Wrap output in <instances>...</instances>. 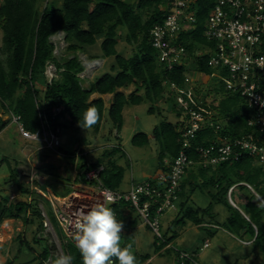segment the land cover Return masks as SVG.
<instances>
[{
  "label": "trees",
  "instance_id": "obj_1",
  "mask_svg": "<svg viewBox=\"0 0 264 264\" xmlns=\"http://www.w3.org/2000/svg\"><path fill=\"white\" fill-rule=\"evenodd\" d=\"M1 1L0 27L3 37L0 45V100L5 110L21 116L28 130L38 131L46 117L55 128L74 126L78 124L83 111L92 108L98 114V120L92 128L99 131L104 118L105 101L102 97L91 99L94 93L113 94L108 114L113 125L121 130L124 125L123 110L127 105H139L148 100L151 103L149 112H154L157 102L167 98L166 96L173 97L175 92L170 89L171 83L181 87L185 83L186 74L197 71L212 79L216 85L214 92L219 97L218 101L217 98L208 100L207 95L200 97L195 89L194 95L187 97L191 107L206 115L213 114L223 126L219 132L223 135L236 137L247 131L250 110L239 94L226 90L225 82L229 72L226 69L211 67L208 64L209 54L201 52V55H195L197 50L202 51L212 45L204 36V30L215 0H196L194 3L197 12L196 28L181 32L175 45L184 46L186 59L183 64L175 65L173 69H169L165 62L161 63L158 60L159 51L153 46L151 35L155 25L165 23L168 13L167 0ZM61 31L66 34L69 52L83 50L85 46H94L102 39L100 44L102 58H115L111 72H106L85 88L80 77L84 71L80 60L77 57L59 59L55 55V45L50 38ZM123 32H126L127 43L134 46V52L129 57L123 56L117 49ZM48 63L56 66L59 78H53L46 89H38L37 82L39 78L45 77ZM133 83L136 89L130 95L119 90ZM55 106H63L64 109L53 119L52 110ZM176 115L178 120L175 123L165 117L153 130L154 138L161 144L159 167L163 171L168 169L165 159H174L182 150L181 131L187 128L190 120L187 112L178 110ZM7 125L8 121L2 122L0 131ZM216 135L213 129L205 127L199 131L193 146L205 145L213 141ZM150 140L148 134L139 132L133 136L132 142L136 146H144L150 143ZM119 150L120 146L104 152V157L110 159L101 175L103 183L114 190L120 188L125 174L123 166L114 158ZM187 152L194 160L199 159V153L194 148ZM65 156L71 163H75V153L65 151ZM1 161L5 162L7 159L3 158ZM102 163V159H98L89 164L97 166ZM78 167L81 172L77 181L82 176V171L87 169L88 163L83 161ZM43 169L48 174H55L53 167L46 166ZM11 176L17 190L25 199L12 202L8 196L0 197V227L6 219H19L31 224H35L39 219V226L43 227L44 215L40 204L42 200L47 205V209L43 207L51 224L62 239L65 254L72 257V264H82V257L74 242L65 240L66 237L58 224L50 201L24 183L16 167L11 168ZM67 180L70 182V177ZM191 180L185 178L181 184L179 195L180 198H186V202L179 203L182 216L177 223L185 224L189 221L202 227H207L206 224L222 226L237 235L249 236L254 248H259L264 255V204L257 200L259 195L264 201V164L256 163L253 157L246 154L238 162L226 161L215 168L198 166ZM188 183L191 184L189 194L186 191ZM246 184L250 185L255 193ZM37 185L42 189L50 187L58 196H66L73 190L70 183H65L63 189H59L54 181L45 183L37 181ZM196 189L210 196L212 201L208 207H187V202ZM230 191L248 218L230 203L228 199ZM214 203L224 205L230 212L222 224L218 223V213L213 212ZM109 207L124 225L121 245L131 244L134 247L133 230L139 224L135 210L124 202ZM164 237L165 241L161 244L157 243V239L155 241L158 251L175 238L174 234L169 236L166 232ZM19 239L23 241L21 237ZM132 253L137 264H146L151 259L149 253L143 254L138 251ZM50 256V248L44 244L42 252L34 261L38 260L36 264H46ZM6 264L13 263L7 261Z\"/></svg>",
  "mask_w": 264,
  "mask_h": 264
},
{
  "label": "rangeland",
  "instance_id": "obj_2",
  "mask_svg": "<svg viewBox=\"0 0 264 264\" xmlns=\"http://www.w3.org/2000/svg\"><path fill=\"white\" fill-rule=\"evenodd\" d=\"M128 1L136 2L137 0ZM58 4L60 5V2ZM65 35V32L61 31L50 38V41L55 45V55L59 59L77 57L80 60L84 66V71L80 77L83 79L82 84L85 88H88L91 82L96 81L106 72H111L115 58H102L100 47L102 39L98 40L94 46H85L83 50L69 52L67 50L69 43L66 41ZM121 35L117 49L123 56L129 57L134 52V46L125 40L126 32ZM2 37L3 31L0 27V45L2 44ZM90 56L94 58L92 59ZM190 74L195 80V89L200 97L207 95L208 100L217 98L216 101H218L219 96L214 92L216 85L213 84L211 78L197 71ZM53 78H59V75L56 66L53 63H48L45 77L39 78L37 82L38 89H46ZM135 89L136 86L133 83L127 88L119 90L130 95ZM166 97L156 103L157 107L154 112H149L151 103L148 100L139 105H127L123 110L124 125L121 130L113 125L107 111L109 107H105L107 109L99 131L92 127L86 130L78 124L63 127L60 134L61 146L56 149L43 148L38 143H32L22 138L17 125L12 122L11 112L5 110L0 100V127L2 122L8 121V125L0 131V157L7 159L5 162L0 160V197L8 196L12 202L25 199L12 180L11 168L16 167L19 177L24 183L39 193L40 191L36 188L39 187L37 181L42 183L54 181L58 184L59 189H63L65 183H70L72 186L78 182L76 179L81 172L78 167L80 163L83 161L92 163L102 159V164L107 166L110 158L104 157V152L106 150L111 151L112 148L118 146L121 147V150L114 158L118 164L123 166L125 171L119 190L129 188L131 177L135 182L149 179L155 181V174L159 171L161 144L154 138L153 130L165 117L175 123L178 120L176 112L180 110L175 104L174 97ZM91 99H93L92 96ZM173 107L176 109L174 110ZM139 132L148 134L151 138L150 143L144 146L134 145L133 136ZM65 151L75 153V163L68 160ZM83 153L85 156H81ZM46 166L48 168L53 167L55 174L46 173L43 169ZM197 170V165L192 166L184 178L192 181V176ZM68 177L71 179L70 182L67 180ZM190 187L191 184L188 183L186 185L188 194ZM251 190L255 193L253 189ZM79 191L82 192V189ZM11 195H15V198L11 199ZM231 198L229 199L228 194L230 203H237L238 205L239 202L235 197L231 196ZM77 200L79 203L81 202L80 198ZM257 200L262 201L259 196ZM211 201L207 193L196 189L187 202V207L205 208L211 204ZM181 202L185 203L186 198H180L179 203ZM262 202L264 204V201ZM40 204L47 209L46 203L42 200ZM213 212L219 213L217 218L220 224L230 214L224 205L218 203L213 204ZM181 216V207L178 204L176 211H169L162 217V231L168 233L169 236L173 234L175 236L170 248L158 251L153 232L139 223V227H136L134 232L137 242L131 251L152 255L153 257L148 264H178L176 249L189 252L200 264H264V255L259 248H254L252 244L242 243L243 237L241 235L214 224H206L207 227L197 226L189 221H186L185 224H178L177 220ZM139 219L142 222L140 217ZM0 232H3V236L0 237V264H6L7 261H11L13 264H32L35 257H39L44 244L49 246L51 252L46 264H55L58 256L65 255L62 239L48 221H44L43 227H41L39 226V219L35 224L16 219L12 220L9 225L5 220L0 227ZM19 237L23 239L22 242ZM207 239L210 245L204 248L203 245ZM36 263L38 260L33 262V264Z\"/></svg>",
  "mask_w": 264,
  "mask_h": 264
},
{
  "label": "built area",
  "instance_id": "obj_3",
  "mask_svg": "<svg viewBox=\"0 0 264 264\" xmlns=\"http://www.w3.org/2000/svg\"><path fill=\"white\" fill-rule=\"evenodd\" d=\"M195 2L167 0L165 23L157 24L151 30L153 46L159 51L158 60L165 62L169 69L183 64L186 59L184 46L175 43L182 31L196 28ZM204 36L212 45L202 51L197 50L195 55H201V52L209 54L208 64L211 67L229 72L226 90L239 94L250 110L247 131L236 137L223 135L219 133L223 126L213 114L206 115L193 109L187 97L194 95L196 84L191 74L187 73L183 86L170 84L179 109L190 116L187 128L181 131L182 150L174 159L166 161L168 169L161 171L155 181L143 180L132 183L126 191L114 190L102 181L105 166H91L88 162L87 169L82 171L78 182L72 185V192L66 196L56 195L49 187H36L50 201L66 240L73 241L71 223L77 210L87 211L97 204L110 206L124 202L135 210L142 223L153 232L157 243L161 244L165 241L162 217L178 209L181 184L192 166L215 168L226 161L238 162L246 154L253 157L256 163L264 164V0H215L206 19ZM63 109V106H55L53 119ZM11 116L25 140L38 143L43 148L61 146L62 127L55 128L48 117L42 121L40 129L33 132L24 126L20 115L11 113ZM205 127L213 129L216 137L205 145L194 147L193 141ZM191 148L199 153L198 160L189 156L187 151ZM10 198L14 199L15 195ZM77 198H80V203ZM42 209L46 218L44 221L53 227L43 206ZM209 245L207 239L203 247ZM170 246L171 243L163 249ZM176 251L178 264H200L189 252Z\"/></svg>",
  "mask_w": 264,
  "mask_h": 264
},
{
  "label": "clouds",
  "instance_id": "obj_4",
  "mask_svg": "<svg viewBox=\"0 0 264 264\" xmlns=\"http://www.w3.org/2000/svg\"><path fill=\"white\" fill-rule=\"evenodd\" d=\"M97 120L96 110L88 108L83 111L82 117H79L78 124L88 130ZM170 160L172 159L166 158L165 164ZM123 227V222L116 218L113 209L105 204H97L87 211L77 210L71 228L74 245L82 257V264H137L131 251L132 245L122 246L120 243ZM55 264H72V257L60 255Z\"/></svg>",
  "mask_w": 264,
  "mask_h": 264
},
{
  "label": "crops",
  "instance_id": "obj_5",
  "mask_svg": "<svg viewBox=\"0 0 264 264\" xmlns=\"http://www.w3.org/2000/svg\"><path fill=\"white\" fill-rule=\"evenodd\" d=\"M99 97H102L104 100H105V107H109L110 108V105L112 104V99H113V94H99V93H94L93 95H92V98L93 99H95V98H99ZM107 108H105V110H106ZM108 111V110H107ZM119 165H121V164H119ZM122 166V165H121ZM162 171V169L159 167V171L155 174L156 176L160 173ZM131 179V183H130V185H129V188L131 187V185H132V183H135V181H133L134 179L131 177L130 178ZM250 189H253L250 185H248V184H246ZM47 188V187H46ZM50 188V187H49ZM129 188H127L126 190H128ZM121 190V189H120ZM126 190H122V191H126ZM254 190V189H253ZM237 195V194H236ZM231 196H232V194H231V191H230V193H229V199L231 198ZM238 196V195H237ZM232 199V198H231ZM233 201V200H232ZM234 207H236V208H238L239 210H241V208L237 205V203H231ZM238 204H240V203H238ZM241 212L243 213V215L246 217V218H248V216L241 210ZM215 213H218V212H215ZM225 214V213H224ZM218 216H219V213H218ZM226 216V215H225ZM139 218V217H138ZM225 219H226V217H225ZM12 220H16V219H6V221H7V224L9 225V223L12 221ZM225 221V220H224ZM139 223L141 224V225H144L141 221H140V219H139ZM145 226V225H144ZM255 226V225H254ZM139 227V224H138V226H137V228ZM137 228H135L134 230H133V232H135V230L137 229ZM148 228V227H147ZM1 234H0V237L1 236H3V232H0ZM134 235H135V233H134ZM243 238V240H242V243H248V244H252L253 245V242H252V239L250 240V237L249 236H247V237H245V236H242ZM135 242H137L136 241V238H135ZM243 245H245V244H243ZM144 254V253H143ZM148 254V253H147ZM152 255H151V259H152ZM151 259H149L148 261H147V263L146 264H148V262L151 260Z\"/></svg>",
  "mask_w": 264,
  "mask_h": 264
}]
</instances>
